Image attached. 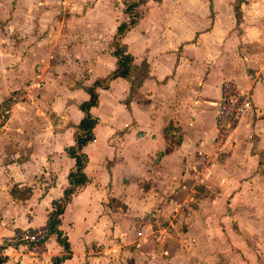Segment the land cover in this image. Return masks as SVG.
I'll return each mask as SVG.
<instances>
[{"label":"crops","instance_id":"crops-1","mask_svg":"<svg viewBox=\"0 0 264 264\" xmlns=\"http://www.w3.org/2000/svg\"><path fill=\"white\" fill-rule=\"evenodd\" d=\"M138 8L121 43L148 76L133 94L122 77L95 89L94 138L81 149L87 181L59 216L69 244L62 263L229 264V244L219 245L241 237L233 222L254 223L264 239V0ZM1 15L0 103L24 94L0 134V234H9L46 225L69 186L80 105L116 68L111 43L128 15L123 0H0ZM36 74L44 84L30 88ZM224 80L247 90L252 106L218 148ZM204 153L213 162L200 178ZM45 246L36 258L22 245L9 249L2 264H54L65 252L53 234ZM257 252L264 264L262 244Z\"/></svg>","mask_w":264,"mask_h":264},{"label":"trees","instance_id":"trees-1","mask_svg":"<svg viewBox=\"0 0 264 264\" xmlns=\"http://www.w3.org/2000/svg\"><path fill=\"white\" fill-rule=\"evenodd\" d=\"M145 1L146 0H123L128 20L121 22L117 26L111 43L113 53L117 57V66L105 78L96 80L92 86L87 87L90 97L80 105L84 112V117L77 125L74 144L67 148V153L75 158V167L68 175L69 186L64 189L63 197L59 201L54 202V209L51 211L47 222L50 235L53 234L56 236L57 241L62 245L65 251L61 256L52 258L54 264H63V259L69 255V244L66 237L58 229L59 216L76 188L82 186L87 181V177L83 171L86 155L82 153L81 149L87 142L94 138L93 128L97 123V118L93 117L89 110L97 103V93L95 89L96 87L105 86L111 79L122 77L130 81V94H133L140 86L142 80L148 76L147 63L142 61L138 65L134 64L132 55L126 51L125 46L121 43V37L128 29L134 26L141 17L142 11L138 6ZM3 260L4 258L0 257V264H2Z\"/></svg>","mask_w":264,"mask_h":264},{"label":"built area","instance_id":"built-area-1","mask_svg":"<svg viewBox=\"0 0 264 264\" xmlns=\"http://www.w3.org/2000/svg\"><path fill=\"white\" fill-rule=\"evenodd\" d=\"M44 84L40 74H36L33 81L29 83L30 88H38ZM24 94L19 91L9 93L0 103V134L8 125L14 108L23 101ZM252 106L251 95L247 90L240 88L232 80H224L220 87V101L215 114L216 133L214 144L219 148L235 130L239 120ZM207 156L203 155L195 166L198 176H205L208 172ZM213 160H211V163ZM186 202L181 203L182 209ZM163 233L159 232L157 237ZM50 236L49 228L42 225L35 228L16 229L9 234H0V253L17 246H24L33 256L38 257L46 252L45 242Z\"/></svg>","mask_w":264,"mask_h":264},{"label":"rangeland","instance_id":"rangeland-1","mask_svg":"<svg viewBox=\"0 0 264 264\" xmlns=\"http://www.w3.org/2000/svg\"><path fill=\"white\" fill-rule=\"evenodd\" d=\"M0 29L2 30V15L0 16ZM0 44L2 46V38H0ZM2 57V47H0V58ZM207 156V161H208V170L210 168L211 165V160H213L211 158V156L207 153H204L202 155H199V157L197 158V161L195 162V166L197 165L198 161L200 160V158L202 156ZM200 178H203L205 176H199ZM184 195L181 196V198H183ZM184 199V198H183ZM182 199V200H183ZM185 209V211L189 212L188 208H183ZM232 228L241 235L240 238H236L237 240H234L233 242L230 241L229 239H225V240H221L220 241V245L219 247H223V246H230L231 248V255L229 257V264H244V262H246L247 264H255V256H257L258 258H260L257 250L259 249V246L262 244L263 247V252H264V239H260V238H255L256 236V232H255V228L256 225L250 221H246L245 223H241L238 224L236 222H233L232 224ZM240 229L243 231H240ZM181 228V227H180ZM181 230V229H180ZM245 233L247 235H249L251 238H245L244 235ZM218 245H216L217 247ZM241 248V249H240ZM240 253V254H239ZM205 262V261H204ZM195 264H221V262H205L202 263V261H199V257L196 260Z\"/></svg>","mask_w":264,"mask_h":264}]
</instances>
